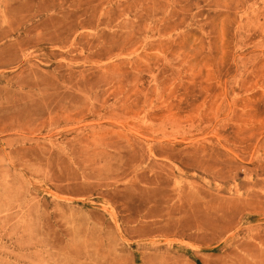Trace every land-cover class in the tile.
<instances>
[{
	"label": "rangeland",
	"instance_id": "rangeland-1",
	"mask_svg": "<svg viewBox=\"0 0 264 264\" xmlns=\"http://www.w3.org/2000/svg\"><path fill=\"white\" fill-rule=\"evenodd\" d=\"M0 264H264V0H0Z\"/></svg>",
	"mask_w": 264,
	"mask_h": 264
}]
</instances>
